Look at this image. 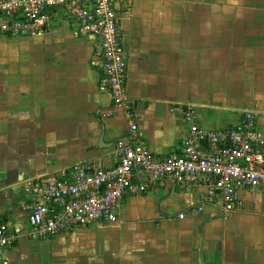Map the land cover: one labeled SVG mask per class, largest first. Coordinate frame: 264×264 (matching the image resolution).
<instances>
[{
	"label": "crops",
	"instance_id": "0c3cea01",
	"mask_svg": "<svg viewBox=\"0 0 264 264\" xmlns=\"http://www.w3.org/2000/svg\"><path fill=\"white\" fill-rule=\"evenodd\" d=\"M116 14L132 121L154 158L182 143L173 106H190L206 130L251 111L264 136V0H126ZM74 27L57 11L40 36L0 35V222L21 233L0 264H264V194L241 189L229 213L203 204L200 188L155 186L125 197L111 225L22 235L24 179L77 162L109 168L128 135L123 112L100 119V58Z\"/></svg>",
	"mask_w": 264,
	"mask_h": 264
},
{
	"label": "built area",
	"instance_id": "2783aa9c",
	"mask_svg": "<svg viewBox=\"0 0 264 264\" xmlns=\"http://www.w3.org/2000/svg\"><path fill=\"white\" fill-rule=\"evenodd\" d=\"M126 0H0V35L37 37L45 33L51 15L61 11L74 21L77 37L95 41L99 56V86L106 90V119L117 111L127 121V136L113 147L117 161L109 168L77 162L50 177L22 181L25 197L21 210L30 240L67 235L90 225L117 221L121 202L127 196L153 187L202 189L203 204L229 213L240 209L237 190L264 194V136L255 128L251 111L225 129L206 130L196 122L190 106H173L186 126L180 147L164 158H154L132 121L133 102L126 97V66L118 31L116 5ZM197 206L194 213L200 212ZM178 219L184 217L180 212ZM21 233L0 222V255Z\"/></svg>",
	"mask_w": 264,
	"mask_h": 264
}]
</instances>
